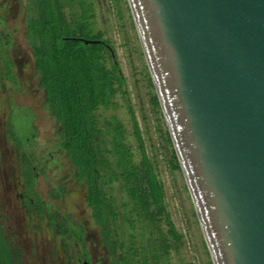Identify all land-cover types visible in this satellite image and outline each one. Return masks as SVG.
<instances>
[{"label":"rangeland","instance_id":"obj_1","mask_svg":"<svg viewBox=\"0 0 264 264\" xmlns=\"http://www.w3.org/2000/svg\"><path fill=\"white\" fill-rule=\"evenodd\" d=\"M60 6L69 23L64 40L55 36L60 23L47 22ZM0 34V225L16 264H75L79 253L90 264H212L186 181L171 164L174 148L162 109L153 105L156 91L128 1L8 0L0 12ZM73 36L110 41L125 92L115 90L118 73L102 44ZM73 72L79 90L93 87L99 101L88 129L98 134V184L108 195L102 214L91 202L98 197L96 186L89 180L88 197L84 180L94 175L92 159L67 156V135L56 119L55 111L65 105L54 79ZM90 107V100L78 105ZM30 167L35 169L28 175ZM155 177L163 186L164 214L151 198ZM21 194L32 202H22Z\"/></svg>","mask_w":264,"mask_h":264},{"label":"water","instance_id":"obj_2","mask_svg":"<svg viewBox=\"0 0 264 264\" xmlns=\"http://www.w3.org/2000/svg\"><path fill=\"white\" fill-rule=\"evenodd\" d=\"M127 1L212 264H264V0Z\"/></svg>","mask_w":264,"mask_h":264},{"label":"trees","instance_id":"obj_3","mask_svg":"<svg viewBox=\"0 0 264 264\" xmlns=\"http://www.w3.org/2000/svg\"><path fill=\"white\" fill-rule=\"evenodd\" d=\"M58 9L59 10H57L58 11L57 16L51 15V18L47 20V22L53 26L56 24V22L60 23L61 31L57 32L55 36L56 38H59V40H64L65 38L68 37L67 36L68 33L65 34L66 31L64 32L62 30L65 29L68 21L66 20L64 13L61 11L62 10L61 6L58 7ZM74 37L75 36H73L72 38L76 40H78L79 38V37H76V38ZM102 39L103 38H101V40ZM103 41L104 43H102V47H104L105 49L104 51L106 52L108 57H110V62H111L113 70L115 71V74L118 73L117 78H116L118 85L115 86L114 84L115 90L118 87L116 92L118 91V89H122L124 91L126 89V88L125 89L123 88V84L125 83V80L122 78V74L120 72V66H119V63L117 62V55H116V58H113L110 50H108L109 48H111L114 50L116 54L115 48L111 45L110 41H108L107 39ZM100 52L102 54L98 53L99 54L98 55V63H99L98 69L102 68L103 70L102 60L106 54L105 52H102V50ZM104 73L105 71H103V74ZM54 80L57 82L59 86L57 94L61 98V101L64 102V105H65V108L62 107L58 109L57 111H55V114L57 117L56 118L57 122L59 126L61 127V130L64 131L65 134L67 135V139L65 142L66 149H67L66 154L68 157L72 156L75 158V156H77L78 158V156H81V157L90 156L89 160L92 159V161H88V163L92 165V168L94 169V175H89L88 178L87 179L84 178V180H86L87 186H88V197L90 193L92 192V189L90 185L88 184L89 180H91L96 186L98 197H96V201L92 197L91 202H93L92 205L95 206V208L99 211V214H102L100 213V212H103L102 209L106 210L108 207V203H107L108 195L104 192V189H101L99 187V184H98L99 183L98 182L99 169H97V166H96V157L94 156V150H93V141L98 134L88 129V123L96 121L95 111L97 109H95V106L99 105V101L96 100V90L93 87H89L86 92H81L78 87L80 83V79L74 72L71 73L67 77H64V78L57 77ZM63 81L70 82L71 86L64 87L65 84H63ZM150 81L152 83L151 77H150ZM111 86L113 85L111 84ZM115 90L113 89V91ZM87 100H90V102H92V107L88 109L78 108L79 104H82L83 102H86ZM152 101L155 107H160L157 95L153 97ZM78 110H80V114H78L77 112ZM135 129H136V135H138L137 137H138L139 143L144 149L142 134H141V131L137 123H136ZM169 141L171 143V139H169ZM73 162L74 161L72 160V163ZM171 164H172L173 169L180 170L179 162L177 160V157L174 151H173ZM75 165L82 166L79 160H76ZM146 170H147V167H146ZM149 188H150V193H153L154 191L156 192L154 196L151 198L153 199L154 204L157 205L158 213L164 214L165 212V205L163 202L164 201V191H163V186L161 182L159 181V178L155 177L154 181L152 182V185H149ZM145 198L147 199V197ZM165 217L167 221H170V218L167 215H165ZM152 218H154V215H152ZM100 223L107 224L108 222L100 221ZM172 231H173L174 237L177 240H180L181 236L178 234L175 227H173ZM0 264H16V258L13 256V253L11 252V249L9 248L8 243L6 242V239L4 238V233L1 229V225H0Z\"/></svg>","mask_w":264,"mask_h":264},{"label":"flooded vegetation","instance_id":"obj_4","mask_svg":"<svg viewBox=\"0 0 264 264\" xmlns=\"http://www.w3.org/2000/svg\"><path fill=\"white\" fill-rule=\"evenodd\" d=\"M8 0H0V12H1V9H2V7H3V5L7 2ZM63 10H64V8H62ZM1 37H2V34H0V44L2 43L1 42ZM6 39H7V41L9 42V44H11V38L9 37V35L7 34V36H6ZM3 45V43L1 44V46ZM8 51L7 50H5V53H6V55L8 56V53H7ZM1 56H3L2 54H1ZM35 168L34 167H30V169H29V172L27 171V174L28 173H30V174H32V170H34ZM29 175V174H28ZM86 181V180H85ZM88 187V186H87ZM20 198H21V201L22 202H25V201H27V200H29V203H31L32 202V199L30 198V196L29 195H24V194H21L20 195ZM29 203L27 204V207L29 208ZM38 208H30V210L34 213V212H40V211H38L37 210ZM62 231V230H61ZM62 233V232H61ZM62 234H64V233H62ZM4 238H5V236H4ZM6 239V238H5ZM80 239V238H79ZM6 242L8 243V241H7V239H6ZM9 245V244H8ZM9 248H10V246H9ZM77 258H78V260L76 261V263L75 264H90V261L88 260V258H87V256H86V254L85 253H79L78 255H77Z\"/></svg>","mask_w":264,"mask_h":264}]
</instances>
